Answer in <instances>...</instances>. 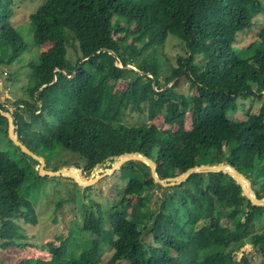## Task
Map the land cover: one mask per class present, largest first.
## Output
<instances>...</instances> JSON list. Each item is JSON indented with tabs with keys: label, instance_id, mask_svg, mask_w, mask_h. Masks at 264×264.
<instances>
[{
	"label": "trees",
	"instance_id": "16d2710c",
	"mask_svg": "<svg viewBox=\"0 0 264 264\" xmlns=\"http://www.w3.org/2000/svg\"><path fill=\"white\" fill-rule=\"evenodd\" d=\"M10 3L0 0V66L27 48L11 24ZM261 14V0H43L29 23L35 42L48 48L29 63L28 98L11 103L20 141L46 165L60 149L74 152L75 173L135 151L155 162L160 177L227 163L264 197V104L244 120L229 117L239 99L260 98L264 91V27L257 40L234 45ZM168 36L179 40L175 64L165 53ZM183 81L190 96L178 90ZM0 109L8 111L3 104ZM126 111H147L148 121L130 127ZM160 116L165 128L156 123ZM37 120L47 129L34 128ZM6 127L0 114V132L7 136ZM8 141L17 152L11 157L0 150V246L21 248L18 220L37 222L21 187L33 174L42 177L38 161ZM121 169L128 171L127 184L108 214L98 203L83 204L81 229L88 237L79 254L63 258L61 244L50 259L17 264H249L244 251L235 259L244 244L264 262V206L251 204L228 174L192 173L163 187L140 161ZM155 189L161 195L153 197ZM141 194L158 207L139 206L133 199ZM106 246L112 253L103 261Z\"/></svg>",
	"mask_w": 264,
	"mask_h": 264
},
{
	"label": "rangeland",
	"instance_id": "374dc122",
	"mask_svg": "<svg viewBox=\"0 0 264 264\" xmlns=\"http://www.w3.org/2000/svg\"><path fill=\"white\" fill-rule=\"evenodd\" d=\"M43 0H11L12 15L10 17L11 24L23 38L27 44L26 50L15 60L9 64L0 66V104L8 108H15L11 103L20 97L28 98L25 92V85L28 81L29 72L31 70L30 62H37L39 54L48 45H38L33 36V30L29 23V14L33 12ZM264 3V0H261ZM264 27V14L257 15L253 18V23L249 28L244 29L236 36L234 45L245 47L249 43L257 40L259 30ZM129 41V40H128ZM179 40L173 36H168L165 43V53L169 56L172 63L175 64L176 55L180 52L178 49ZM68 55L74 58L72 50L68 49ZM133 67L132 65H130ZM116 89H120V85L116 84ZM178 90L187 96L191 95V89L187 82L183 81ZM239 108L235 113H230L229 117L235 120H244L247 113L257 111L264 104V91L260 98L239 99ZM27 120H31L26 113ZM45 118L54 126L52 117L45 114ZM123 121L128 126L148 121L147 111L142 113L138 111H126ZM162 116L156 123L163 128L165 124H161ZM50 125V124H47ZM44 123L37 120L34 128L46 130ZM189 126V123H187ZM79 144L83 142V136L77 135ZM0 150L6 151L11 157L16 152L14 147L8 141V137L0 132ZM53 158V159H52ZM76 160L78 155L74 152L60 149L54 155L47 158V169H55L68 167ZM113 163V162H112ZM39 162H35V168L38 173ZM104 166H111L106 163ZM101 166L100 168L104 167ZM82 166H80L81 168ZM96 167L90 172H84V176H92L96 174ZM109 169V168H108ZM107 169V170H108ZM128 171L119 169L111 175L101 177L97 182L90 186L81 187L72 179L67 177H42V179H34L31 175L22 185L21 194L29 197L34 205V213L37 218L36 224H29L23 220H18L20 226L19 233L21 237L17 240L19 243L24 242L21 248L12 246L4 248L0 246V264H17L20 260H34L36 258L50 259L56 247L64 244L66 251L63 258H71L73 255L79 254L84 245L85 238L88 235L81 229L83 204L88 206L90 202L94 205L98 203L105 215L111 211L112 206L121 198L120 189L127 184ZM88 188L87 190L85 188ZM161 195V191L153 190V197ZM134 202L139 206H147L155 209L158 207V201L153 202L144 198V194L134 197ZM229 222L223 219V224ZM201 222L198 224L200 225ZM231 226V225H230ZM232 227V226H231ZM145 240L151 242L150 236H145ZM243 251L249 257V264H259L261 257L257 251L250 245L244 244L237 251L235 259L238 260ZM112 251L108 246L104 248L103 261H106ZM119 264H125L119 262ZM261 264H264L261 263Z\"/></svg>",
	"mask_w": 264,
	"mask_h": 264
},
{
	"label": "water",
	"instance_id": "95a60500",
	"mask_svg": "<svg viewBox=\"0 0 264 264\" xmlns=\"http://www.w3.org/2000/svg\"><path fill=\"white\" fill-rule=\"evenodd\" d=\"M0 114L6 118L7 127L6 133L8 139L16 146L20 148V150L33 157L35 160L39 162L38 165V175L41 177H67L72 179L77 185L81 187H86L97 182L101 177L105 175H111L114 171L119 170L120 167L127 161H140L146 164L149 168L150 175L153 178L155 183L160 184L163 187L172 186L179 184L182 181H185L192 173H208V172H223L228 174L232 179L239 184L241 188V193L244 195L251 204L257 206H264V197L258 198L255 191L251 187V182L248 178H246L243 174H241L235 167L227 163L221 164H198L193 167L187 168L185 171L179 173L178 175L172 177H160L155 170V162L149 157L145 156L140 152H123L119 156L115 157V161L111 164L110 170L98 175L92 176H84V172L82 168L75 170L77 175H74L73 168L76 165H71L68 167H61L55 169H47L45 167L46 163L42 156L37 155L33 151H31L26 145H24L15 131L16 125L14 124V119L12 116V107L8 106V111H3L0 109ZM96 168H100V166H96ZM76 176H79L83 182H80Z\"/></svg>",
	"mask_w": 264,
	"mask_h": 264
},
{
	"label": "bare ground",
	"instance_id": "6f19581e",
	"mask_svg": "<svg viewBox=\"0 0 264 264\" xmlns=\"http://www.w3.org/2000/svg\"><path fill=\"white\" fill-rule=\"evenodd\" d=\"M33 158V157H32ZM110 169H108L107 171H109ZM106 171V172H107ZM72 173H74V175H77V173H75V172H72ZM78 179H80V182H83V180L79 177V176H76Z\"/></svg>",
	"mask_w": 264,
	"mask_h": 264
}]
</instances>
